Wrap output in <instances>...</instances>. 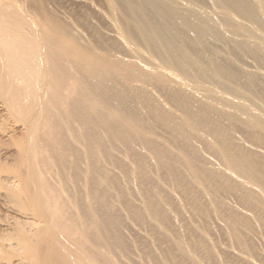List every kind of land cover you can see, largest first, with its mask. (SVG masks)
Returning a JSON list of instances; mask_svg holds the SVG:
<instances>
[{
	"label": "bare ground",
	"instance_id": "1",
	"mask_svg": "<svg viewBox=\"0 0 264 264\" xmlns=\"http://www.w3.org/2000/svg\"><path fill=\"white\" fill-rule=\"evenodd\" d=\"M54 1L0 44L29 130L10 196L46 223L29 259L264 264V0H103L112 34Z\"/></svg>",
	"mask_w": 264,
	"mask_h": 264
},
{
	"label": "rangeland",
	"instance_id": "2",
	"mask_svg": "<svg viewBox=\"0 0 264 264\" xmlns=\"http://www.w3.org/2000/svg\"><path fill=\"white\" fill-rule=\"evenodd\" d=\"M37 1H41V0H37ZM27 2L26 0H0V22L4 21V23L6 22L8 23L4 26H0V44L2 45V47L3 45L6 46V41L5 40L4 42L1 41V34L4 35V34L10 33V32L5 31V29H3L5 26H8V25L11 26V24H9L10 22L18 23L19 21V23H24V24L27 22H31L32 20L25 19L27 18L26 16H31L33 18L35 16L34 19H37V18L39 19V17L36 14H34L35 11L33 12L31 11L32 13L28 11L29 9L27 8H30V7L29 5L28 7L26 6ZM50 6L53 9L55 8V10L59 13V15L66 19H71L70 16L67 17L69 14L66 12V10L67 11L74 10L72 12H74L78 16L85 14L86 11H91L95 15L94 22H96V24L101 27L102 31L108 34H112V32L108 29V25H107L108 22H106L105 19H102L100 17L101 16L100 13L103 12L105 8L103 0H55L54 2L50 3ZM26 25H28V23ZM87 34L89 33L87 32ZM6 61L13 62L15 60L13 59L12 56L9 55ZM2 63H3V58L0 55V76H2L3 74L2 72H4V69L9 71V69L11 68V67L8 68L7 65H2ZM10 71L12 72V69H10ZM18 78L19 77H16V74L14 73L11 76V79L15 81L16 83L19 82ZM1 84L2 82L0 80V125H1L0 126V264H33L31 259H29L31 255L29 256L28 250L31 251L35 249L37 252V249H39V247L36 246L33 241L39 238L38 232L41 231V228L46 226V223L43 220H41L38 216H36V214L33 211L30 210L31 204L29 205L28 203V206L24 208L22 205L20 206V204H18L12 196H10L11 195L10 185L12 184L14 185L18 183L20 184V181L24 182L23 177H25L26 175L25 172L27 173L26 162L23 161L21 154L23 151H26L27 149V146L24 147L23 142L27 138L28 136L27 133L29 130L25 126L26 124H24L23 118H19L23 116L22 112L20 111L17 112L14 110L10 111L11 109L8 108L9 107L7 104L8 99L6 98L7 99L6 100L5 96L1 92L2 91ZM2 95H3V98H2ZM19 101L22 102V99H20ZM12 112H14L15 114ZM16 115L18 116V118ZM8 123L11 125H9ZM36 153H39V152H34V154ZM24 167L26 169H25V172L23 173L22 171ZM13 178L15 180L14 182H13ZM22 190L23 188L21 187L20 191L22 192ZM132 226L133 228L131 230L127 229L128 237L133 238L137 234L140 237L147 235L145 231L138 229L134 225ZM34 228H36L35 229L36 231L34 230ZM216 238L219 242H221V246L223 245L225 248L227 239L224 237L223 233H221L220 235H217ZM262 244L264 245V242H262L261 240L258 241V246L260 247L259 252H260V255L263 256V257L261 256L262 260H264V246ZM18 247H20L21 249H19ZM28 247H32V249L27 250ZM226 250L229 251V253L231 254L230 256L231 257L233 256V258H236V257L237 258L241 257L242 259L245 258L244 255L239 253L234 248L227 247ZM38 263H39L38 257L35 256L34 264H38ZM252 263L261 264L260 261H257V259H252Z\"/></svg>",
	"mask_w": 264,
	"mask_h": 264
}]
</instances>
